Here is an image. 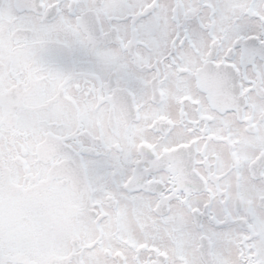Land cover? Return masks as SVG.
Masks as SVG:
<instances>
[{"label":"snow or ice","instance_id":"6c2138e0","mask_svg":"<svg viewBox=\"0 0 264 264\" xmlns=\"http://www.w3.org/2000/svg\"><path fill=\"white\" fill-rule=\"evenodd\" d=\"M0 264H264V0H0Z\"/></svg>","mask_w":264,"mask_h":264}]
</instances>
